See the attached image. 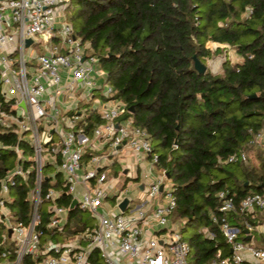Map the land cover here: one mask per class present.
Segmentation results:
<instances>
[{
	"label": "built area",
	"instance_id": "2783aa9c",
	"mask_svg": "<svg viewBox=\"0 0 264 264\" xmlns=\"http://www.w3.org/2000/svg\"><path fill=\"white\" fill-rule=\"evenodd\" d=\"M71 1L0 0V128L17 134L16 162L0 178V264H188L189 242L172 221L174 189L164 185L166 172L149 134L125 116L129 110L112 98L98 57L86 51L67 22ZM102 74L104 84L97 82ZM99 89L102 99L96 100L93 91ZM85 101L90 106L82 105ZM90 110L102 119L91 136L81 124ZM250 144L264 154V128L252 134ZM123 150L134 164L143 160L140 175L131 177L125 161L114 170V156ZM247 160L240 150L218 162ZM44 167L54 169L47 176L55 184L54 174L62 175L60 184L46 191ZM20 180H31L26 218L15 214L12 205ZM128 180L137 181L127 187ZM261 184V191L246 195L237 206L227 191L217 193L223 215L210 217L220 223L229 255L218 250L206 264H264V247L240 238L264 234L257 217L264 210V180ZM63 191L90 217L75 234L66 232L71 208L59 203ZM229 213L242 216L243 232L228 220Z\"/></svg>",
	"mask_w": 264,
	"mask_h": 264
},
{
	"label": "trees",
	"instance_id": "16d2710c",
	"mask_svg": "<svg viewBox=\"0 0 264 264\" xmlns=\"http://www.w3.org/2000/svg\"><path fill=\"white\" fill-rule=\"evenodd\" d=\"M73 1L75 33L86 51L98 57L114 90L112 98L132 107L125 116L146 130L155 142L159 166L170 176L176 197L172 220L182 233L192 230L188 264H206L218 250L229 255L220 223L210 217L223 215L217 193L227 191L237 206L246 195L261 191L264 180V154L250 144L252 134L264 128V0ZM208 42L229 46L241 60L226 58L220 74L209 69L199 73L194 55L205 64L224 50H211ZM100 122L96 110L81 120L89 136ZM16 135L0 128V178L16 162ZM20 146L31 153L25 142ZM240 150L247 162H218ZM54 175L57 184L47 176L43 191L60 184L61 173ZM30 185L31 180H20L12 191L20 218L28 217L31 208ZM59 203L70 207L71 198L63 191ZM262 214L264 210L257 211L258 218ZM68 218V234L90 222L77 206ZM228 220L243 232L241 215L229 213ZM209 232L215 236L210 238ZM247 237L240 236L250 244Z\"/></svg>",
	"mask_w": 264,
	"mask_h": 264
},
{
	"label": "rangeland",
	"instance_id": "374dc122",
	"mask_svg": "<svg viewBox=\"0 0 264 264\" xmlns=\"http://www.w3.org/2000/svg\"><path fill=\"white\" fill-rule=\"evenodd\" d=\"M70 4H71V6H70V8H68L69 11H70V15H74V13H75V11L77 9V4L73 0L70 2ZM67 22H69L74 27L77 25V21L75 19L73 20V19L69 18L67 20ZM84 46L86 47L85 43H84ZM206 46H208V48H210L211 50H214L218 46V44H215L213 42H208V43H206ZM33 48L36 49L35 46ZM220 48H222V47H220ZM223 48H224V50H222L220 53L213 54L211 57H208V58L205 59V64L207 66V69H209L214 74H220L222 72V63L224 62V60L226 58H229V60L231 62H233L235 60V58L237 57V55L235 54L234 50L232 48H230L229 46H225ZM103 77H104V74H102V77H98V79H97L98 81L97 82H99L101 84H104L106 82V80ZM93 94L95 95L96 100L97 99H99V100L102 99L100 97V95L102 94L100 89L97 90V91L96 90L93 91ZM94 103H98V102L94 101ZM82 105L90 106V102H88V101L82 102ZM151 144H152V146H154L155 142H153L151 140ZM123 157L124 156L120 154L118 156H114V159L118 160L119 158H123ZM251 161L254 162V158L252 159V157H251ZM44 168L46 169L47 167H44ZM53 170L54 169L52 167H50V169L47 170V171H53ZM136 181L135 180L134 181L128 180L127 187L132 186L134 184V182H136ZM164 185L166 187L172 185L171 179L170 178H166L164 180ZM259 222L264 224V214L260 215ZM191 233H192V230L188 229L185 232H183L182 234H183V237L185 239H187ZM250 241H251L250 242L251 245L264 247V234L260 233L259 231H255V232H253V237H252V239Z\"/></svg>",
	"mask_w": 264,
	"mask_h": 264
},
{
	"label": "crops",
	"instance_id": "0c3cea01",
	"mask_svg": "<svg viewBox=\"0 0 264 264\" xmlns=\"http://www.w3.org/2000/svg\"><path fill=\"white\" fill-rule=\"evenodd\" d=\"M219 47H225L224 46V44H221V45H218ZM241 60V58L240 57H236L235 58V60L233 61V62H238V61H240ZM120 154L121 155H123L124 157L123 158H119L118 160H117V164L115 165L116 166V168H114V170H116V169H118V166H119V164H118V161H121V162H126V163H128L129 164V166H130V171H129V173H130V176L131 177H135V176H138V175H140V170H141V168H142V166H143V160H139V162L138 163H136V164H134V161H135V158L132 156V155H127L126 154V150L124 151H121L120 152ZM119 154V155H120ZM136 166V167H135ZM115 173V172H114ZM173 221V220H172ZM175 223V222H174ZM248 236V235H247ZM253 237V236H252ZM249 239H252V238H249Z\"/></svg>",
	"mask_w": 264,
	"mask_h": 264
},
{
	"label": "water",
	"instance_id": "95a60500",
	"mask_svg": "<svg viewBox=\"0 0 264 264\" xmlns=\"http://www.w3.org/2000/svg\"><path fill=\"white\" fill-rule=\"evenodd\" d=\"M30 42H31L30 39H27V40H26V44H27V45H28ZM193 63H194V68H195L199 73H204V72L206 71V69H207L206 64L202 63V62H201V61H200L195 55L193 56ZM252 96H255V95H252ZM21 105H23V103H21ZM128 110H129L130 112L133 111L132 107H129ZM175 143H176V142H175ZM175 143H174V144H175ZM165 175H166V178H169V177H170L168 173H166ZM260 186L263 187V184H261ZM161 188H162V186H161ZM126 203H127V199H124V200L122 201V203L120 204V208H121L122 210L125 208ZM74 204H75V201H73V202L70 204V208H73ZM247 238L249 239V238H251V236L248 235Z\"/></svg>",
	"mask_w": 264,
	"mask_h": 264
}]
</instances>
